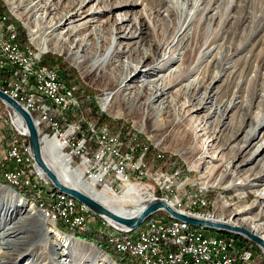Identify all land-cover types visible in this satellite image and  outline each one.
Masks as SVG:
<instances>
[{
  "label": "rangeland",
  "instance_id": "rangeland-1",
  "mask_svg": "<svg viewBox=\"0 0 264 264\" xmlns=\"http://www.w3.org/2000/svg\"><path fill=\"white\" fill-rule=\"evenodd\" d=\"M0 1H2L8 10V13L21 25L22 28L25 29L29 43L27 50L33 51V49H35V54L41 53V55H38V57H40L38 64L40 66H46V70L50 69L57 71L60 79L65 85V76L69 73L71 74L70 76H74V80L72 81L75 85H71L72 87L66 85L65 89L68 91L67 93H70L72 105L77 106L78 108L73 110L70 109L67 112L65 115L67 120L77 121L82 119V131H86L89 128L84 120L92 121L97 125L106 124L112 130H117L113 129L116 127V122H123V124L130 127L131 132H134L131 139L137 137L140 144L153 147L154 152L147 159L148 163L154 167L163 169L179 168L184 177H188L186 183L188 188H191L194 184L196 185V183L198 184V188H208L206 193L208 199L211 201L216 199L217 202V206L215 207L216 210L210 209L209 211V209H207L210 217L224 218L231 212L236 213L242 208L251 207H253L250 214L251 216H264V181L260 182V186L255 188L246 184V181L251 175L250 173H256L260 169H264V151L261 160L257 164L254 162L252 164L241 166L239 163L240 160L250 157L254 150V143L257 142V140L244 143L243 145H245V149L240 155L238 147L239 144L242 143V135L237 141H231L232 135L241 125V119L242 116H244L247 107L251 108L249 117L257 122V124L264 119V100L261 99V95H264V0H203L205 12L200 10L199 15L197 16L198 19L202 17V22L198 29L191 30V34L192 36L194 35L197 44L204 43L209 37L207 45L212 44L214 45L213 49H215L209 56L204 57L200 62L201 64L198 66L199 73L204 74V85L206 86L210 83L214 72L219 73L221 75L220 81L214 85L212 91L213 93H217V101L223 106V108L233 103V108L230 113H228L227 120L225 121V123L227 122V126L224 129L223 127L221 128V130H223H220L219 141L215 148V151H217L215 154L219 157L218 161L211 164H208L207 160L204 161L199 159L200 154L198 148L204 147L210 141V136L216 127V122L214 123L213 119L209 124L210 126L195 119H189V117L186 116V111L189 107L185 108L182 105L183 97L177 99L173 108L169 109V112H167L165 116L162 115L159 117L155 125H152L149 120L145 119V114L141 111H126L118 104H114L113 107L110 108V115L104 113L101 109L103 101L106 98V92L103 88L104 82L99 78V74L91 73L89 76H84L82 71L71 65L63 53L59 54L60 52L58 50L61 46L64 49L68 48V46L62 44L61 40L58 41L57 38L51 39L50 41V38L46 36V32L41 34L40 40H45L48 45H52L53 42H56L55 47L53 50H48L46 52L39 51L37 46L31 41L29 30L24 25L26 20H30L31 22H29L32 23L33 18L24 13L21 19L17 18L11 12L6 1ZM70 1L71 0H65L62 3L60 0H42L41 2L50 4L52 8H55V14L57 16L67 9ZM116 1L117 0H100L98 3L93 1L88 7L92 6L95 11L100 13L94 14L96 20L102 22L109 21L111 24L114 17L112 18L111 16L108 20V14H105L103 9L109 2L116 3ZM126 1L131 4L126 5L127 7L121 9L122 13L127 14L128 18L130 15H134L139 19L143 18L145 24H150L151 28L154 27L159 16H157L155 8L150 5L149 0ZM173 1L180 4L183 3L182 0ZM192 1L193 0H188L189 9ZM212 15L218 16V19L212 20ZM217 21L221 24V38L216 44H213ZM45 22L48 24L49 19ZM128 25L129 24L125 25L123 30L125 34L130 31L131 25ZM44 26L39 23L36 25L41 32L42 27ZM106 28L107 32L104 36L106 37L105 39H108L109 35L107 34L109 26L106 25ZM207 28H209V33L208 37H205ZM145 29L147 32H150L151 30L147 25ZM193 42L194 40H191L189 48ZM217 52L220 58L218 62L220 63L218 67H215L212 59ZM42 56L45 57L46 64L44 65L41 64ZM8 111H10L13 120V111L0 101V186L9 188L23 201L31 203L37 211L41 212V215L35 217L31 216L28 218V222L25 225L24 223L21 224V228L24 231L22 236L24 238L20 239L18 244L12 245L14 247L11 249V252H13V256H11L12 258L18 255L20 256L14 261L5 264H29L30 262L34 264H58L60 262L62 264H88V261L93 259V254L89 247L99 251L107 260L113 261L115 264H121L116 260L117 258L114 253H109L97 245L99 242H105L108 245V242L106 241L107 235L105 234H109L111 228H109L110 225L107 222L96 217L89 210L88 211L92 215V223L89 230L76 233L90 234L92 235L94 242L88 240L84 241L83 239L76 237L74 235L75 233L72 232H69V234L64 233L59 228L62 224L55 223L47 218V214L44 212L45 210L42 209V203L47 202V193L54 190L59 195H61V193L52 186L49 180L43 177L38 169L37 172L39 176L41 175L40 177L50 185L43 186L41 180H36L34 179V176H32L29 154L26 153L25 147L21 145L20 136H15L17 131L12 125L13 123L11 124ZM103 117H106L108 122H99V120L103 121ZM142 119L143 123H141ZM176 119L179 121L174 124ZM171 122L173 123L172 126L160 129L162 124L169 125ZM255 125L256 123L250 124L249 122H246L244 123L243 130H247L250 127L254 128ZM257 134L259 138L264 140V128L259 129ZM25 142L28 145L26 136ZM256 144H260V142ZM135 145L137 146L138 144ZM14 146H19L20 148L24 164L19 163V165L23 170L26 184H29L31 188H28L25 185L20 186V184L15 186V182L8 183L6 181L8 178L7 173L18 167L16 163L7 159L8 150ZM43 155L45 160L49 161L47 155L44 153ZM158 155H160V157H158ZM237 164L238 168L232 167L237 166ZM228 165H231L230 171L232 172V175L230 177H225L224 170ZM188 170L190 173L187 172ZM238 183H240L239 186L236 185ZM141 186L142 185L137 182V188H142ZM97 188L100 191L103 190L99 187ZM125 191L124 187L121 189L118 188L117 190H114V192H108V195L112 197L121 196ZM138 199V195L130 194L120 203V207L129 210L136 209L139 205ZM222 202L226 204V207L222 206ZM5 206L9 207V202H5L4 208ZM13 208V214L10 217H6V221L0 222V233L1 231L3 232V229L9 223L7 221L8 219L14 218L15 221L18 216H25L23 209L18 207ZM3 213L4 210H1L0 218H5ZM162 213L164 212H161V214ZM50 223L60 233L72 238L68 245V249L61 247L59 241L57 242V240L48 233V226ZM202 230L205 231L204 233L207 235H215V233H213L215 231ZM259 232L263 233L264 229L259 230ZM1 243H3V241L0 239V247L2 245ZM250 244L253 243L250 242ZM8 251L4 248L0 249V262H2L1 258H4V260L7 261ZM113 252L115 251L113 250ZM254 256L261 262V264H264V254L262 252ZM130 264H132L131 260Z\"/></svg>",
  "mask_w": 264,
  "mask_h": 264
},
{
  "label": "bare ground",
  "instance_id": "bare-ground-1",
  "mask_svg": "<svg viewBox=\"0 0 264 264\" xmlns=\"http://www.w3.org/2000/svg\"><path fill=\"white\" fill-rule=\"evenodd\" d=\"M5 1L17 18L21 19L24 14L33 18L32 23H30V20V22L26 20L24 25L29 30L31 41L37 46L39 51L46 52L53 50L55 47L56 42L48 45L45 40H40L41 34L46 32V36L50 38V41L57 38L58 41L61 40L62 44L68 46L66 49L61 46L58 50L59 54L63 53L71 65L82 71L84 76H89L91 73L99 74V78L104 82L103 88L106 92V98L103 101L101 109L104 113L110 115V108L114 104H118L126 111H141L145 114V119L149 120L152 125H155L157 119L162 115L165 116L169 112V109L173 108L176 100L183 97L182 105L185 108L189 107L186 111V116L189 119H195L205 125H209L214 120L216 127L210 136V141L204 147L198 148V151L200 154L199 159L207 160L208 164L218 161L219 157L215 154L217 152L215 148L219 141V133L227 126V122L225 123V121L227 120L228 113L233 108V103L223 108L217 101V93H213L212 91L214 85L220 81L221 75L219 73L214 72L210 83L205 86L204 74H200L198 70L202 59L209 56L215 50L213 49L214 45H207L209 28H207L205 34V37L208 38L204 43L197 44L194 35L192 36L191 34V30L198 29L202 22V17L198 19L197 16L200 10L205 12L203 0H193L190 4V9L188 7V0H182L183 3L181 4L173 0H149L150 5L155 8V12L159 16L158 21L152 28L150 24H145L143 18L139 19L134 15H130L128 18L127 14L121 12V9L131 4L126 0H117L116 3L109 2L103 9L105 14H108V20L111 16L112 18L114 17L111 24L109 21L102 22L96 20L94 14L100 13L95 11L92 6L88 7L93 1L98 3L100 0H71L68 3L67 9L57 16L55 8H52L50 4L41 2L42 0ZM60 1L63 3L65 0ZM0 17H3L1 18V26L7 27L8 18L1 15ZM211 18L212 20L218 19V16L212 15ZM47 19H49L48 24L45 22ZM219 21H217L213 44H216L221 38V24ZM37 23L42 26L46 24L42 27V32L36 27ZM127 24L131 26L130 31L125 34L123 30ZM106 25L109 26L108 39H105L106 37L104 36L107 32ZM146 25L151 29L150 32H147L145 29ZM191 40H194V42L189 48ZM34 50H27V54L36 55ZM219 59L217 52L212 59L215 67H218L220 63L218 62ZM39 61L40 57H38ZM23 65H30V58H23ZM46 71L55 72L50 69ZM67 92L65 89V97L68 98V102H71L72 105L70 93ZM261 99L264 100V95H261ZM250 109V107H247L244 116H242L240 127L231 137V141L235 142L242 135V143L238 147L239 155L245 149L244 143L257 140L254 143V150L250 157L240 160L241 166L254 162L257 164L261 160L264 151V140L259 138L257 134L259 129L264 128V119L257 124V122L249 117ZM178 121L176 119L174 124ZM246 122L250 124L256 123V125L254 128L250 127L247 130H243L244 123ZM141 123H143V119ZM172 125V122L169 125L162 124L160 129ZM13 126L16 131H25L24 135L27 137L25 125L14 111ZM222 127L223 129L221 130ZM42 136L43 134L39 132L38 139L43 159L45 160L44 153L49 160H45L46 165L65 185L81 191L107 209L123 217L137 216L141 211L142 205L150 201V199L138 196L139 205L136 209H122L120 203L131 194L130 190H126L123 195L116 197L108 195V192H110L108 188L103 187L101 188L103 190L100 191L94 182H88L83 179L81 171L77 168L71 169L68 166L67 160H69V157L61 153L65 146L62 140L47 138L46 135ZM258 142L260 144H256ZM12 150L13 154L17 156L19 163L22 164L23 156L19 146L12 147ZM230 166L228 165L224 170L225 177L232 175ZM232 167L238 168V164ZM38 170L47 179L45 174L40 169ZM250 174L246 181V184L250 187H258L260 186V182L264 181V169ZM6 181L11 183L9 180ZM137 182L144 188V181ZM236 185L239 186L240 183ZM198 190L205 189L198 188ZM135 194L138 195L137 193ZM0 195V211L4 210L3 215L5 217H1L0 222L6 221V217H10L13 214V207L23 209L25 213V216H18L15 221L14 218L8 219L9 223L3 229V232L1 231L0 233V239L3 241L0 249L9 250L7 261L1 258L2 262L0 264H5L14 261L20 256L12 258L13 252H11V249L14 247L12 245L18 244L19 240L24 238L22 236L24 231L21 228V224L24 223L25 225L29 217L40 216L41 212L37 211L31 203L23 201L9 188L0 186ZM46 196L54 200H65L73 202V204H79L75 199L62 193L59 195L55 190L48 192ZM5 202H9V207L5 206L4 208ZM222 206L226 207V204L222 202ZM252 210L253 207L242 208L236 213H229L224 218H214L212 216L211 218L207 209L200 210L199 204L190 205L191 217L206 220L211 218L208 221L213 220L212 222L241 227L264 240V232H259V230L264 229V216H251ZM87 230L89 229L80 228V232H86ZM68 231L72 233L79 232L78 230ZM48 233L57 242L59 241L61 247L68 249L71 237L60 233L51 223L48 226ZM200 234L205 233L203 230H200ZM106 239L108 244L117 253L125 255L119 250V247L114 246L113 237H107ZM89 248L93 254V261H88V264H115L113 261L107 260L99 251L94 250L92 247ZM251 256H253L252 252ZM29 264L34 263L30 262Z\"/></svg>",
  "mask_w": 264,
  "mask_h": 264
},
{
  "label": "built area",
  "instance_id": "built-area-1",
  "mask_svg": "<svg viewBox=\"0 0 264 264\" xmlns=\"http://www.w3.org/2000/svg\"><path fill=\"white\" fill-rule=\"evenodd\" d=\"M1 18L0 90L26 108L38 132L64 142L61 153L69 157L67 161L71 169L77 168L84 180L94 182L99 188L114 192L124 187L131 194L136 192L140 198H159L187 216H191V204H199L200 210H215L217 202L216 199H208V188L198 190L197 183L188 188V177H184L179 168L163 169L148 163L145 148L138 150L134 139H128L127 133L122 135L106 124L97 125L86 120L89 128L82 131V119L67 120V112L78 107L71 106L65 97L66 85L57 71L47 72L46 66L38 64L40 53L28 55L27 47L19 46L18 35L8 36V29L1 26ZM23 58H30V65H23ZM8 113L12 124L10 111ZM15 136H20V143L29 154L34 179L41 180L43 186L50 185L39 177L24 131H17ZM7 159L18 165L7 173V180L15 182V186L20 184L31 188L26 184L12 147L8 150ZM137 181H144V188H137ZM46 199L42 209L49 220L62 224L67 230L80 232V228H90L92 215L85 206ZM159 213L145 219L134 231L109 227L111 231L107 237H113L114 246L131 258L132 264H261L251 256L250 247H242L236 240H228V237L217 233L200 234V228Z\"/></svg>",
  "mask_w": 264,
  "mask_h": 264
},
{
  "label": "water",
  "instance_id": "water-1",
  "mask_svg": "<svg viewBox=\"0 0 264 264\" xmlns=\"http://www.w3.org/2000/svg\"><path fill=\"white\" fill-rule=\"evenodd\" d=\"M0 101L4 105L11 108L22 119L25 125L29 150L32 155L33 161L38 167V169H40L41 172L45 174V177L50 181L52 186L56 188L60 193L65 194L75 199L80 204L84 205L92 214L102 219L103 221L107 222L110 226L122 230L134 231L149 216L157 212H164L172 219L185 222L193 227L202 228L205 230H211L218 233L227 232L229 234L241 236L242 238L255 244L261 250V252L264 253V240H262L260 237L256 236L255 234L249 232L248 230L241 227L230 226L223 223L212 222L206 219L194 218L191 216H187L185 214H181L176 210H174L171 206H169L165 201L159 198L152 199L147 203H145L144 205H142L141 211L137 216L123 217L107 209L106 207H104L103 205H101L91 197L82 193L81 191L65 185L50 170V168L46 165L45 160L43 159V156L41 154V147L38 139V133L31 114L18 101L14 100L9 95L2 92L1 90H0Z\"/></svg>",
  "mask_w": 264,
  "mask_h": 264
},
{
  "label": "trees",
  "instance_id": "trees-1",
  "mask_svg": "<svg viewBox=\"0 0 264 264\" xmlns=\"http://www.w3.org/2000/svg\"><path fill=\"white\" fill-rule=\"evenodd\" d=\"M0 15L1 16H6L8 18L7 23H6V28L8 29V36H17V42L19 44V46L21 48H25L29 45L28 43V39L26 37V32L25 29L21 27V25L8 13V10L6 9V7L4 6V4L2 3V1H0ZM41 64L44 65L45 63V57L42 56L41 57ZM72 72V71H71ZM71 74H67L64 78V80L66 81V85L68 87H72L71 85H75L74 82L72 80H74V76H70ZM75 75V74H74ZM76 83V82H75ZM75 91V90H74ZM103 116V115H102ZM99 120V119H98ZM105 121L108 122V119L106 117H103V121L99 120V122L101 123H105ZM113 122V121H112ZM115 123V122H114ZM113 123V124H114ZM116 127H114L113 129H117V130H113V131H120L123 134H128V139H131V136L134 132L130 131V127L126 126L125 124H123V122L119 123L116 122L115 123ZM112 130V129H111ZM134 135V134H133ZM134 143L138 144L137 148L138 150H142L145 148V158L148 159L152 153L154 152V149L152 146H144L142 144L139 143V140L137 139V137L134 139ZM60 225V224H59ZM60 230H62L64 233H68L69 231L67 229H65V227H63L62 225L59 226ZM202 230V229H200ZM205 232V231H204ZM216 235V232H213ZM223 236L228 237V239L230 240H236L238 242V244L242 247H250L251 246V252L252 255H256L258 253H261L260 250L253 244H250V242H248L247 240L237 236V235H233V234H229L227 232H221V233H217ZM76 237H79L80 239H83L84 241H91L94 242V239L92 237V235H87L85 233H75L74 234ZM99 247L103 248L105 251L109 252V253H114L115 257L117 258L116 260L121 263V264H130V258L127 255H123V254H117V252L108 244H106L105 242H99L97 244ZM109 246V247H108ZM112 250H111V249ZM113 250L116 252H113Z\"/></svg>",
  "mask_w": 264,
  "mask_h": 264
}]
</instances>
